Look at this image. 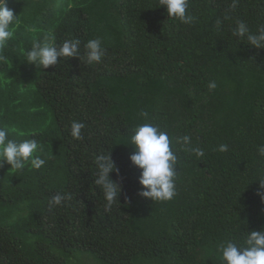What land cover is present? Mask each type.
<instances>
[{
    "label": "trees",
    "instance_id": "trees-1",
    "mask_svg": "<svg viewBox=\"0 0 264 264\" xmlns=\"http://www.w3.org/2000/svg\"><path fill=\"white\" fill-rule=\"evenodd\" d=\"M157 2L7 0L57 44L79 38L83 56L84 43L100 38L105 55L100 63L72 57L44 69L20 54L31 33L21 27L10 42L12 67L0 68L8 80L0 79V125L30 133L20 139L40 141L48 159L40 170L0 168V264H71L79 251L102 264H220L219 243H243L248 232L264 230L257 179L264 173L257 152L264 48L232 35L237 21L254 34L264 26V0H237L234 8L233 0H190L195 19L187 25ZM73 121L85 124L82 140L70 135ZM144 122L168 131L176 148L190 135L205 153L176 152L177 195L168 202L137 194L141 170L127 140ZM104 150H112L118 171L110 177L122 186L111 210L94 183V159ZM65 192L71 201L49 206Z\"/></svg>",
    "mask_w": 264,
    "mask_h": 264
},
{
    "label": "clouds",
    "instance_id": "clouds-1",
    "mask_svg": "<svg viewBox=\"0 0 264 264\" xmlns=\"http://www.w3.org/2000/svg\"><path fill=\"white\" fill-rule=\"evenodd\" d=\"M237 0H233L232 7L236 6ZM190 0H158L156 8H166L171 20L179 21L181 24H191L195 17L189 14ZM225 16L224 20L229 19ZM217 26H222L223 21L217 19ZM23 27L24 31L32 34V43L29 48H20L23 55L30 64L47 69L56 66L64 59L79 57L87 64L100 63L105 55V48L100 38L88 39L84 43V55L81 56V40L79 38L64 40L57 44L56 37L51 30L43 31L31 24L23 22L22 14L16 15L14 10L7 5V0H0V68L12 67L13 62L5 54L10 48V42L14 41L17 31ZM43 33L42 36L39 33ZM232 35L244 40L257 48H264V26L260 27L254 34L250 31L244 21H237L236 28ZM4 83L7 78L0 77ZM209 90L217 88L215 81H210L207 85ZM145 120L148 118L147 112L140 114ZM85 128L83 122L73 121L70 135L76 140H82V130ZM13 135L17 139L12 138ZM30 135L19 128L0 125V168L4 164L10 165V172L21 173L26 167L40 170L46 165L47 156L42 155L43 144L35 139H20ZM33 135V134H31ZM179 148L172 142L168 131L162 130L157 124L144 122L134 126L131 136L127 140L128 145L134 146V152L130 155V160L134 167L140 169L138 183L141 186L138 195L150 198L155 202H168L177 195V151L195 155L198 159L203 158L204 150L198 146H192V137L183 135L178 138ZM228 146L221 144L220 152H226ZM112 150H104L97 154L94 159L96 172L94 173V183L103 192L106 201L105 209L111 208L119 202L121 194V184L113 181L110 173L118 171L111 158ZM257 152L264 158V144L257 146ZM8 171V172H9ZM264 186V173L257 178ZM264 199V194L258 193ZM71 193H57L49 201V206H60L65 201L72 200ZM218 254L220 264H264V230L248 232L243 243H235L231 240L219 243L215 249Z\"/></svg>",
    "mask_w": 264,
    "mask_h": 264
},
{
    "label": "rangeland",
    "instance_id": "rangeland-1",
    "mask_svg": "<svg viewBox=\"0 0 264 264\" xmlns=\"http://www.w3.org/2000/svg\"><path fill=\"white\" fill-rule=\"evenodd\" d=\"M77 256L71 259V264H102L97 261L95 253L92 252H77Z\"/></svg>",
    "mask_w": 264,
    "mask_h": 264
}]
</instances>
